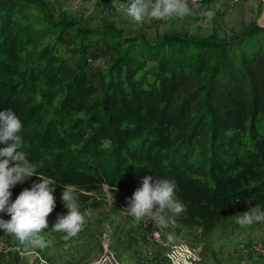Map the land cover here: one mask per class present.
<instances>
[{
	"label": "trees",
	"instance_id": "1",
	"mask_svg": "<svg viewBox=\"0 0 264 264\" xmlns=\"http://www.w3.org/2000/svg\"><path fill=\"white\" fill-rule=\"evenodd\" d=\"M35 2L0 0V109L31 119L35 106L19 88L43 75L44 95L61 96V120L87 115L75 150L51 154L44 141L26 142L29 159L57 180L47 218L66 212L61 185H74L82 206L102 185L128 200L145 175L176 181L186 207L172 215L182 229L209 233L234 212L264 204V27L224 40L118 38L111 29L34 17ZM62 48L79 54L75 68L63 62ZM92 51L114 52L106 73L88 68ZM46 133L42 140L53 136ZM35 179L16 184L12 197Z\"/></svg>",
	"mask_w": 264,
	"mask_h": 264
},
{
	"label": "rangeland",
	"instance_id": "2",
	"mask_svg": "<svg viewBox=\"0 0 264 264\" xmlns=\"http://www.w3.org/2000/svg\"><path fill=\"white\" fill-rule=\"evenodd\" d=\"M126 2L36 0L29 12L34 17L69 21L76 29L106 28L113 30L118 38L144 37L148 40L168 34L198 39H233L253 25L264 27V0H204L199 10L192 9L190 14L183 17L173 15L155 19L145 16L139 22L127 15L124 10ZM209 8L215 10V16L211 21H206L203 12ZM59 55L71 69L80 60L79 54L63 48L59 50ZM113 58L114 52L101 54L92 51L87 55L88 68L106 73ZM13 74L17 80L21 77ZM49 88L43 75L33 76L21 83L18 96L28 105L35 106L33 117L23 122L21 134L25 142L35 139L44 141L46 153L57 154L66 148L75 150L81 144L80 124L84 127L87 115L73 112L61 120L56 114L61 96L50 100L44 95ZM93 97H99V93ZM47 128H50L53 136L42 140ZM112 191L102 185L87 194L88 199L81 210L90 209L91 212H85L86 221L81 231L67 240L63 238V232L51 229L57 213L47 218L48 228L43 231L51 243L45 248H26L13 235L0 230V264H91L109 253L117 264H161L165 249L158 248L157 243L150 241L152 230L161 226L154 221L136 220L125 208L128 200L124 194L114 190L111 202L109 193ZM237 214L234 212L209 233H202L199 228L182 229L173 217L167 227H162L163 242H188L199 252L200 264H264V222L240 225L236 221ZM0 215L9 218L6 213ZM169 232L174 234L172 240L167 237Z\"/></svg>",
	"mask_w": 264,
	"mask_h": 264
},
{
	"label": "clouds",
	"instance_id": "3",
	"mask_svg": "<svg viewBox=\"0 0 264 264\" xmlns=\"http://www.w3.org/2000/svg\"><path fill=\"white\" fill-rule=\"evenodd\" d=\"M125 11L133 20L142 21L145 16L162 19L170 16L190 14L188 0H127ZM219 5H217V8ZM206 21H211L215 10H204ZM23 121L11 108L0 109V230L13 235L26 248H45L51 241L46 239L48 215L56 206L55 186L57 180L39 171L42 161L29 159L25 151V139L22 136ZM36 179L30 187L23 188L14 200L10 191L16 184H23L30 177ZM61 184V183H60ZM60 200L66 209L57 213L51 229L63 232L65 240L76 236L85 225L87 211H82L77 190L74 185H61ZM115 189V188H114ZM113 192H110L111 202ZM178 185L174 179L164 176L145 175L140 185L128 198L127 208L136 220L154 221L161 227H167L173 219L172 214L185 210L184 201L177 195ZM240 225L264 222V204L256 203L253 207L236 215ZM169 240L174 234H167Z\"/></svg>",
	"mask_w": 264,
	"mask_h": 264
},
{
	"label": "built area",
	"instance_id": "4",
	"mask_svg": "<svg viewBox=\"0 0 264 264\" xmlns=\"http://www.w3.org/2000/svg\"><path fill=\"white\" fill-rule=\"evenodd\" d=\"M238 0H231L236 2ZM193 10H199L204 4V0H188ZM162 227H155L150 235V241L157 243L158 248H164L163 259L161 264H200L201 258L199 252L183 240H177L171 243L163 242ZM91 264H117L114 256L109 253L102 259L93 261Z\"/></svg>",
	"mask_w": 264,
	"mask_h": 264
}]
</instances>
